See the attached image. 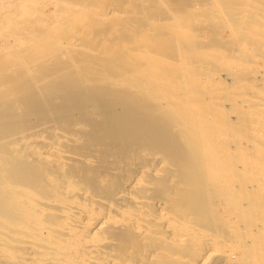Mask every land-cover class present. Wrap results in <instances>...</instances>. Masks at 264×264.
<instances>
[{"label":"rangeland","instance_id":"obj_1","mask_svg":"<svg viewBox=\"0 0 264 264\" xmlns=\"http://www.w3.org/2000/svg\"><path fill=\"white\" fill-rule=\"evenodd\" d=\"M12 1L0 0V13L4 10L10 13ZM73 1L78 6H88L93 14L85 19L90 23L85 20L81 25L77 20L73 23L74 18L58 17L61 12L69 11ZM41 2L46 17L41 20V32L50 31L41 33L40 67H31L35 64L34 56L33 61L28 59L32 62L25 63H29L26 66L33 64L27 70L28 75L20 76V70L13 67L14 70L12 68L1 78L4 84L13 78L20 82L10 93L15 94L4 96L0 93V110H4L0 111V154L13 151L17 154L14 159H5V164H0L1 185L4 181L6 185L12 181L13 185L22 183L23 188L31 189L33 203L40 208L36 210L41 211L37 212L39 218H44L46 225L61 220L65 210L62 209L70 207L72 199L81 206L85 204L104 214L118 216L116 224H108L103 231H97L99 235L93 233L103 240L92 246L90 253L86 252L87 257L83 259L92 260L91 264H197L191 254L196 246L172 239L165 221L158 216L160 210L169 212L175 223L181 221L203 228L215 237L220 252L209 258L207 264H254L252 261L259 251L244 245V229L236 230L237 225L252 214H238L237 208L223 205L215 193V184H208L206 179L186 178L189 170L196 169L192 163H172L165 159L168 158L165 153L152 151L150 145L138 142L134 133L140 127V133L147 134L150 126H159L168 120L169 128L160 133L159 141L167 143L177 139L185 150L183 158L189 160L193 157V149L188 148L187 141L180 135L182 128L172 120L176 113L169 111L171 107H180V101L184 100V105L181 103L183 113L198 112L201 105V111L203 107L211 111L209 119H222V122L228 119L225 123L229 124V134L223 135L227 142L223 138L220 151L224 159L220 160V165L227 159H237L241 145L245 148L241 152L243 156L253 153L252 148L256 151V147L264 146V140L261 141L264 124L260 118L264 117V93L261 96L264 38L260 37L264 34V0H159L145 6L136 5L138 0ZM55 17L61 19L59 25V22L53 24ZM78 24L84 27L82 31ZM2 36L0 40L6 43L7 37L3 40ZM96 43L100 45L97 49L94 48ZM136 56L141 60L137 61ZM148 56L159 60L152 64ZM85 65L95 67L85 70ZM202 69L214 73V82L208 83L211 87L206 88L207 92L201 84L191 82V77ZM15 70L19 72L16 74ZM172 80L175 83H171ZM182 82L184 86L179 88ZM257 108L262 112L257 113ZM251 112L262 115L254 116ZM253 140L258 141L255 147L250 144H255ZM246 142L252 148L247 147ZM261 142L263 145L259 146ZM243 164L238 158L233 168L238 170L226 178L227 186L237 179L236 172ZM18 168L24 171L22 175L14 179L8 176L9 171ZM233 174L235 179H232ZM204 183L210 185L205 192L193 194L196 197L186 193L188 188ZM1 204L4 211L0 210V217L7 215L2 200ZM80 208H73L74 213L85 220L86 214ZM140 226L148 233L134 230ZM20 244H14V260L7 263L5 257H0V264L53 263V260L31 263L28 259L37 257L42 240L25 243L26 247ZM83 248L78 246L76 253L83 254L86 250ZM51 250L48 249L50 254L54 252Z\"/></svg>","mask_w":264,"mask_h":264},{"label":"bare ground","instance_id":"obj_2","mask_svg":"<svg viewBox=\"0 0 264 264\" xmlns=\"http://www.w3.org/2000/svg\"><path fill=\"white\" fill-rule=\"evenodd\" d=\"M49 1H51V0H49ZM154 1L158 2L159 0H138V2H136L137 4L136 3L135 4L139 5V6H145L147 4L153 3ZM12 2H14V3L12 4L13 6H12V10L10 13H8L7 10H4L3 11L4 13L3 12L0 13V34L3 35L2 36L3 40H4V36H5V39H6V37L8 39V40L6 39L7 40V42L5 41L6 43H2V40H0V64H1L0 65V93H3L4 96L5 95L8 96L13 90H15L14 86L16 88L19 87L20 82H18V80H16V78L15 79L13 78L14 80L12 79V81L10 83H8L9 81L8 82L5 81V84H4V81L2 80V82H3V84H2V82H1L2 76L6 73H9V71L12 70L13 67H16V69L18 68V70H20V72L18 71L19 75L23 76V74H26L27 70L30 69V66L33 65V64L28 65L29 66L28 67L26 65L29 63H27V64H25V63L30 61L31 58L33 61L34 56H35V58H34L33 63L35 62V64L31 67L35 66V69H38L42 63L41 62V35H42L41 33L48 34L50 31L49 29H47V30L45 29V30H43V32H41V30H42L41 29V20L43 18L46 19V17L42 12L43 11L42 2L39 3L40 0H13ZM44 3H45V1H44ZM47 3L48 2H46V4ZM74 3H76V2L73 1V3L69 5V7H70V9H68L69 11L61 12V15L58 17L63 16L64 18L62 17V19H64V20L69 19V18L71 20L72 18H74L72 20V22L73 21L76 22V20L78 22H82V21L84 22L87 19V17H92L91 15L93 13L91 14V11H89L87 5H79L78 6ZM6 4H8V3H6ZM5 8H6V6H5ZM55 9H56V7H55ZM59 9H60V7H59ZM73 9H75V11H74L75 13L71 12ZM117 13H115V14L117 15ZM120 14H119V16H120ZM99 15H101V14H99ZM153 16H154V14H153ZM55 19H56V17H55ZM60 20L61 19H59V18L56 19L55 21H53V24H57ZM90 20H91V18H90ZM87 21L88 20H86V22ZM66 22H68V21L66 20ZM83 22L81 25H83ZM63 23H65V22H63ZM85 23H84V25H85ZM59 24H60V22L58 23V25ZM65 25H66V23H65ZM77 27L81 31L84 28L82 26L79 27V24ZM51 29H52V27H51ZM260 37H261V39L264 38V34L260 35ZM192 39L193 38L190 37L189 41H192ZM95 45H96L94 47L95 49L100 47V45L97 43ZM68 46H71V45H68ZM29 50L31 53L30 52L28 53ZM27 53H28V55L26 56ZM141 55H139V56H141ZM111 56H110V58H111ZM139 56L135 57L137 59V61L141 60V58ZM145 58H144V60H145ZM147 58H148V62L152 61L151 62L152 64H155L159 60L158 58H155L152 56H148ZM225 58H224V60H225ZM28 59H30V60H28ZM132 60L134 61V59H132ZM32 61H30V62H32ZM129 61H131V60H129ZM133 63H135V62H133ZM89 66L90 65L86 66L85 70H87L88 68L91 69V67H93V66H91V67H89ZM153 66H155V65H153ZM14 69L15 68H13V70ZM99 69H101V68H99ZM57 70L58 69H56V71ZM202 70H201V72H198L194 76L191 77V82L194 81V83L196 85L201 84L202 87L204 86V88L206 89V88L211 87V85L208 83L212 82V79L214 80V78H213L214 73L212 74V73L208 72V70L206 71L205 69H204L205 71L203 70V72H202ZM15 71H16L15 73L17 74L18 73L17 70H15ZM82 71H83V69H82ZM88 71H90V70H88ZM192 73L194 74V72H192ZM27 75H28V73H27ZM17 78H18V76H17ZM20 78L21 77H19V79ZM22 78H24V77H22ZM23 83L25 84V82H23ZM171 83H175V80H174V82L172 80ZM233 83L235 84V82H233ZM21 84H22V82H21ZM185 84H186V82H185ZM232 84H230V85H232ZM201 85H200V87H201ZM263 85H264V83H263ZM183 86H184V82H182L181 85H179V88L183 87ZM238 88H240V87H238ZM258 88H256V89H258ZM246 91H247V89H246ZM259 91L256 90V92H259ZM263 91H264V89H263ZM263 91L262 92L260 91L262 93L261 96L264 93ZM18 92H19V90H18ZM206 92H207V89H206ZM251 93H253V92H251ZM12 94H15V93H12ZM12 94H10V95H12ZM258 95L260 96V93ZM209 96H210V94H209ZM249 96H251V95H249ZM263 97H264V95H263ZM247 99H248V97H247ZM245 100H246V98H245ZM256 100L260 101L261 97H260V100L259 99H256ZM262 100L264 101V98H262ZM201 101H202V98H201ZM183 102H184V100L180 101V107H181V103H183ZM183 105H184V103H183ZM261 105H263V104H261ZM200 106L201 105H199V108H197L198 112L197 111L196 112L190 111L187 113H183V111H181V109L183 107L180 108L179 106L178 107L174 106V107L169 108L170 114L174 113V115H175V113H176L175 119L172 118V120H174L176 122V125L178 124L177 126H180V128H182L181 132H182V130L184 132V135H183V132H182V134L180 132L181 137L187 141L186 145L188 146V148L190 147L191 149H193L192 150L193 151V157H191L189 160L188 159L185 160L183 158V154L185 153V150L183 149V147L181 148V146H179V144L177 143V139H173V140L171 139V140H169V142L167 141V143L164 141H162V142L159 141V136L162 133H164L167 128H169V127H167V125H169V124H167L168 120H164L163 124H160L159 126H157V125L155 127L153 126L154 128L150 126V130L146 131V132L149 131L147 134L146 133H144V134L140 133L142 131H140L141 129L139 127V131L136 129L137 131L135 130L134 135H135V137H137L138 142H142V145H145V144L150 145L152 151L153 150L154 151L160 150L161 152L165 153L168 157L165 159L170 160L172 163H173V161L176 163H187V164L192 163L196 167V169H191L187 172V174H186L187 179H195V178L206 179V181H208V184H210V185L215 184V186L217 188L215 190V193L223 205H225L228 208H237V210L239 212L238 214L247 213V212L251 213L252 215L246 221L237 225L236 230L242 231L244 229L243 239L246 241L244 245L247 248L253 249L255 251L256 250L259 251V253L255 256L256 258L252 262L254 264H264V164H261V163H264V146L256 147V151H255V149L252 148L251 146L254 145V147H255V145H258L255 143V142L258 143V141L254 142V140H253V142L255 144L250 143L251 146L248 143L249 142L248 141V142H246L249 144L247 147H251L253 149V151L250 148H248V149H250L251 152H253V153L249 154L246 152V154H249V155L243 156L244 154H242L241 152H244L243 149H245V148H242L243 145H241V144H243V143L239 142V143H241L240 144L241 148L239 147L240 148V151H238L239 153L236 152L239 154V156H238V154L236 156L239 159H241V162L244 164H243V166H240V170L238 172H236L237 173V175H236L237 179H235L234 174H233L234 178H232V179H235V180H233L234 182L232 184L227 186L228 182L226 183V178L230 174L234 173L235 170H238V169H235V170L233 169L238 158L236 159L234 157L235 159H231L229 161L227 159L224 162H221V163H223L221 165L219 163L220 160L224 159V157H223L224 154L222 155L223 152H222V150L220 151V148H221V146H223V140L225 139L223 137V135L225 133H228L227 131L229 130V124L226 125V123H225L228 119L225 121L223 118V120L225 122H222L221 121L222 119H220V121H214V119L212 120L211 118L209 119L208 116H210L211 114L208 115V113H210L211 111L207 110V108H204V107L201 111ZM2 107H4V106H2ZM256 107L257 106H255V109H256ZM177 108L180 109L181 113L179 112V109H177ZM258 108H257V111H258ZM199 109H200V111H199ZM255 109H253V110H255ZM1 110H3V109H1ZM184 110H185V107H184ZM261 110H259V111L262 112ZM245 111H246V109H245ZM259 111L257 113H260ZM255 113L251 112V114H253V115ZM217 114H219V113H216V115ZM260 115H262V114H260ZM260 115L255 114L254 116H260ZM211 117H212V115H211ZM260 118H262V121L261 120L260 121L263 122V124H264V117L262 116ZM235 121L236 120L234 119V122ZM263 124L261 123V125H263ZM198 127H200V128L198 129ZM248 127H250V126H248ZM253 127H254V125H253ZM250 128H252V127H250ZM230 132H231V129H230ZM241 134H242V132H241ZM237 135H240L239 132ZM241 136H243V135H241ZM261 136H262V134H261ZM178 137H180V136H178ZM256 137H258V135ZM172 138H175V137H172ZM239 138H241V137H239ZM263 140L264 139H262L261 141H263ZM225 141H226V139H225ZM228 141H230V140L228 139ZM233 142H232V144H233ZM246 143L244 144L245 146H246ZM237 144L235 146H237ZM261 144H262V142L259 144V146ZM263 144H264V141H263ZM238 149H235V150H238ZM160 151H159V153H160ZM13 152L0 154V164L3 163L5 161V159L6 160H10L12 158L14 159V157L17 154H14ZM163 153H161V154H163ZM165 154H163V155H165ZM185 158H186V156H185ZM4 164H5V162H4ZM252 170H254V171H252ZM6 171H9V170L7 169ZM6 171H5V173H6ZM1 172H3V171H1ZM22 172H24V171H22L19 168L14 169L13 171L8 172V176L9 177L12 176L11 178L14 179V177L16 178V177L22 175ZM253 172H254V176H253ZM5 175L6 174H4V176ZM230 176H232V175H230ZM5 179L6 178L4 177L3 180H5ZM7 181H8V179H7ZM50 181L53 182L54 179H51ZM195 181H197V180L195 179ZM5 182L6 181H4L3 183L5 184ZM11 183H13V182L9 181V184L1 185V182H0V196H3V197H0L1 198L0 200H2V202L4 203L3 206H5V208L7 209L5 212L7 215L3 214V216L0 217V257H5L6 259L4 258V260H7L8 261L7 263H10V261L12 262L15 258V255L13 253V250L15 249V245H14L15 242L19 243V244L20 243H22V244L23 243L24 244L25 243H35V242H37L38 239H40L43 241V244L41 245L40 250L38 251L37 257L28 258V259H31V263L32 262H34V263L39 262L40 263V261L43 262V261H50V260L52 261L53 260L52 264H76V263L82 264V262H83V264H91L92 260H86L83 258L87 257L86 252L90 253L92 246H96L97 244H99L103 240L102 237L98 236L99 233H97V231H100V230L103 231V229L108 224H116V222H118V218H117L118 216L117 217H115V215L112 216V213H111V215L104 214L102 210H99V209L94 210L90 206H85V204H84V206L83 205L81 206V204L79 202L75 201V199H72V200H74L71 202L72 205L71 206L69 205L70 207H67L68 205L67 206L65 205L67 208L62 209V210H64V209L65 210H64V214H62L63 216H60V217H62L61 220L56 221L55 223H53L51 225H46L44 218H41V217L39 218V216H40L39 214L41 213V211L36 210V209H40V208H36L35 203H33V199L31 198L33 196L32 190L23 188L24 186L22 183H17L14 185ZM208 184L206 185V183H204L203 185L198 186V187H190L186 190L187 192L186 191L185 192L188 193L189 195L194 196L193 194L196 195V193L205 192L208 188H210V185H208ZM55 185L56 184H54V186ZM73 186L74 185H72L71 187H73ZM73 189H75V188H73ZM181 195H182V193H181ZM55 197H57V196H55ZM66 197H68V196H66ZM194 197H196V196H194ZM61 199H63V198L61 197ZM66 199L67 198H65L64 200L67 202ZM59 200H60V198H59ZM62 201H60V202L62 205H64L63 204L64 202H62ZM57 202H59V201H57ZM137 202L140 203L141 200H137ZM1 206H2V204L0 205V207ZM59 206H61V205H59ZM59 206H58V208L62 207V206L61 207H59ZM79 206L81 207L80 211L82 210L83 213L86 214L85 220L84 219L82 220L80 216H77L74 213L73 208L77 209V207H79ZM1 209H2V207L0 208V210ZM158 213H159V215H158L159 218L162 221L163 220L165 221V224L167 225V227L171 231V233L173 235L172 239H174V240L177 239L176 241L183 242V243L185 241H188V243H190V244L193 243L196 246L194 251H192V253H191L192 256L195 258L194 262L196 261L197 264H207V263H209V262H207L209 258L219 255L220 248L217 249L219 246L217 247V245H215V243H216L215 237L211 236L208 232L205 231V229L203 230V228L201 229V228L193 227L191 225L184 224L181 221H178V223H175V222L171 221L169 212H165L163 210H160V212H158ZM84 214H82V216ZM75 226H76V228H78V229H76L78 231L74 230ZM245 228H247V229L245 230ZM134 230L136 232H139L142 234L148 233V232H146V229L142 228L141 226L135 227ZM56 232L60 233L59 236L56 234ZM75 232H76V234H74ZM93 233L94 234L97 233L98 235L93 236L94 235ZM79 234L81 235L82 238L78 237V236H80ZM85 234H86V236H85ZM152 234H154V233H152ZM168 235H171V234H168ZM92 236L94 239L92 238ZM22 244H20V245H22ZM213 244L215 245V246H213L214 248L210 247ZM20 245H18V246H20ZM26 246H27V244H25L24 247H26ZM78 246H80V247L82 246L86 249L83 254L76 253V252H78V250H77ZM48 249H52V250H54V252H52L50 254V252H49L50 250L48 251ZM93 258L96 260H99L98 257L97 258L93 257ZM103 260H101V262ZM15 263H17V262H15ZM15 263H13V264H15ZM1 264H3V263H1ZM19 264H21L20 261H19ZM102 264H105V262H103ZM125 264H126V262H125Z\"/></svg>","mask_w":264,"mask_h":264}]
</instances>
